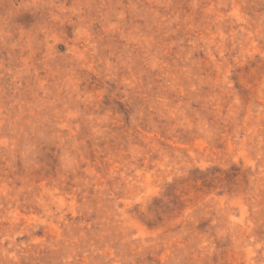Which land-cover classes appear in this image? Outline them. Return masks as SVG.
Returning a JSON list of instances; mask_svg holds the SVG:
<instances>
[{"label": "rangeland", "instance_id": "1", "mask_svg": "<svg viewBox=\"0 0 264 264\" xmlns=\"http://www.w3.org/2000/svg\"><path fill=\"white\" fill-rule=\"evenodd\" d=\"M0 264H264V0H0Z\"/></svg>", "mask_w": 264, "mask_h": 264}]
</instances>
